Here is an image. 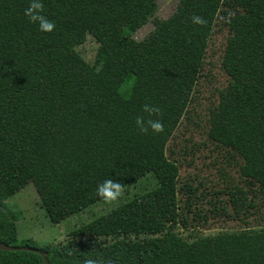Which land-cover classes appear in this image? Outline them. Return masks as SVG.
<instances>
[{
  "label": "trees",
  "instance_id": "1",
  "mask_svg": "<svg viewBox=\"0 0 264 264\" xmlns=\"http://www.w3.org/2000/svg\"><path fill=\"white\" fill-rule=\"evenodd\" d=\"M264 32V0H232ZM222 0H180L155 17L157 0H42L54 22L41 33L23 15L28 0H0V241L43 250L49 264H264V229L184 238L178 165L166 145L199 78ZM200 16L202 25L192 23ZM153 18L142 40L131 35ZM91 34L99 64L76 47ZM127 87L122 90V87ZM159 109L163 131L140 133L142 106ZM209 137L229 147L241 174L264 189V59L239 58L216 109ZM104 179L123 186L117 206L83 224L56 247L17 244L4 200L33 183L53 223L100 198ZM40 254L0 249V264H43Z\"/></svg>",
  "mask_w": 264,
  "mask_h": 264
},
{
  "label": "rangeland",
  "instance_id": "2",
  "mask_svg": "<svg viewBox=\"0 0 264 264\" xmlns=\"http://www.w3.org/2000/svg\"><path fill=\"white\" fill-rule=\"evenodd\" d=\"M179 3L180 0H157L154 16L168 18ZM154 28L151 18L130 40H142ZM76 49L86 63L97 67L99 42L91 34ZM239 58L264 59V32L253 16L232 0H222L190 102L166 145V155L179 167L176 232L184 238L192 232L216 235L264 229V189L241 174L243 160L233 149L209 137L211 111L217 108ZM126 87L127 84L122 90ZM121 197L114 203L99 200L53 223L35 186L29 183L4 200L3 208L16 221L17 244L32 239L30 242L38 247H59L79 238L73 234L76 228L108 213Z\"/></svg>",
  "mask_w": 264,
  "mask_h": 264
},
{
  "label": "clouds",
  "instance_id": "3",
  "mask_svg": "<svg viewBox=\"0 0 264 264\" xmlns=\"http://www.w3.org/2000/svg\"><path fill=\"white\" fill-rule=\"evenodd\" d=\"M23 15L26 17L30 24L36 25V28L41 33H51L55 24L53 21L43 15L42 0H28L27 7L23 11ZM192 23L202 25L204 20L200 16H192ZM142 111L146 113V117L137 116L135 124L140 133H145L151 130L153 133H160L163 131V126L159 119H151L154 113L158 114L159 109L154 106L145 104L142 106ZM123 186L118 181L112 179H104L98 183L95 187L94 195L100 198L104 203H114L122 196ZM85 264H104L100 258L89 259L85 261ZM111 264V262H107Z\"/></svg>",
  "mask_w": 264,
  "mask_h": 264
},
{
  "label": "water",
  "instance_id": "4",
  "mask_svg": "<svg viewBox=\"0 0 264 264\" xmlns=\"http://www.w3.org/2000/svg\"><path fill=\"white\" fill-rule=\"evenodd\" d=\"M0 249L7 250V251L26 250V251L35 252L41 255L43 262H44L43 264H49V260H48L46 253L40 248H36V247L28 246V245H24V246L11 245V244H7V243L0 241Z\"/></svg>",
  "mask_w": 264,
  "mask_h": 264
}]
</instances>
